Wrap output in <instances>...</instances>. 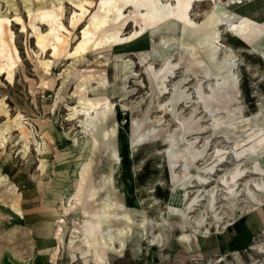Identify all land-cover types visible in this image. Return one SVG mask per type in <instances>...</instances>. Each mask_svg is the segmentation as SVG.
<instances>
[{
	"label": "rangeland",
	"instance_id": "rangeland-1",
	"mask_svg": "<svg viewBox=\"0 0 264 264\" xmlns=\"http://www.w3.org/2000/svg\"><path fill=\"white\" fill-rule=\"evenodd\" d=\"M100 2L101 0H0V17H8L5 24L13 32L10 35L5 28L3 34L7 54L13 62V77H9L6 69H0V175L11 182L13 188V192H9L4 185H0V264H54L53 254L56 256L55 264H82L81 259L73 261V248L69 244L71 237L78 234L77 231L73 232L74 227L79 231L81 229L83 213L77 208L72 213L65 214L63 206L68 191L72 188L73 172L80 158L78 139H86L80 118L70 120L69 113L84 97H90L94 101L106 97L113 110L107 123L98 121L94 126L99 140L91 155L96 182L108 173L112 163L110 150L102 142L101 130L116 121L118 152L123 159L117 180L122 183L121 190L129 214L138 223L146 219L145 228L138 223L131 224L133 234L128 235L125 251L110 253V264H242L234 255V250L212 256L202 255L196 248L198 232L194 230L188 231V241L178 239L174 246L167 243L170 237L168 238L167 228L162 226V216L168 215L169 204L178 207L184 205L186 197L183 193L188 184L177 189L174 187L165 132L149 131L141 141L128 144L133 119L140 120L146 114L147 121L142 127V131H145L154 125L174 127L178 113L186 116L190 114L189 104L192 100L187 102L179 97L172 102L170 99L174 97L173 88L178 83L183 84L181 88H186L193 100L197 99L193 76L185 77L184 69L177 68L176 76L168 80L166 92L160 94L156 86L150 83L146 63L139 57V51L149 50V58L156 66L162 65L168 56L176 61L182 37L187 34L185 35L180 24L164 22L155 28H147L130 40L115 43L110 58H105L104 52L92 58L90 47L87 51L89 62L75 61L67 52L73 51L82 39L84 27L99 12ZM78 3H83L84 10ZM213 6L212 0L195 1L193 16L201 23ZM44 9H55L65 26L60 28L67 39V48L62 54L53 53L52 42L55 39H52L51 34L47 36L49 44L45 49L37 42L39 30L44 33L50 30V22L37 17ZM227 9L256 20H264V0L235 1L228 4ZM130 11L131 7H127L125 13ZM135 27L136 23L129 20L124 25V32H133ZM218 28L216 41L222 47L220 55H225L224 48L230 46L237 62L238 102L242 105L241 121L238 123H262L264 37H260L254 44H248L225 25H219ZM194 38L193 34L191 40ZM120 54L131 58L132 68L135 69L127 77L124 91L121 84L125 81V75L116 64L120 62L117 59ZM45 60L50 62L47 70L43 65ZM98 60H103L99 66ZM1 62L5 63L6 60L2 58ZM90 65L95 69L94 72H106V89H100L96 80H92L95 82L89 85L88 91H80L79 82L73 73L78 67L84 70ZM211 66L215 71L216 64L211 63ZM223 74H227V71L224 70ZM227 78L231 81L230 77ZM122 92L125 94H121ZM231 103L233 106V102ZM200 110L201 108L196 111L199 115ZM18 119L31 131L27 139L29 149L25 148V140L16 125ZM2 133H6L5 145L1 141ZM240 134L244 135L242 128L234 132V135ZM47 145L49 149L46 159L50 169L39 187L37 175L42 172L40 159L42 152L47 150ZM260 160L264 165V157ZM187 189L189 194L193 192V188ZM245 212L239 210L237 216ZM59 224H62L61 245L57 237ZM222 227L213 226L210 232L221 230ZM136 230L139 232L138 236L134 232ZM256 241L263 246L259 252L250 248ZM252 243L238 251L245 261L264 264V229L255 235Z\"/></svg>",
	"mask_w": 264,
	"mask_h": 264
},
{
	"label": "bare ground",
	"instance_id": "bare-ground-1",
	"mask_svg": "<svg viewBox=\"0 0 264 264\" xmlns=\"http://www.w3.org/2000/svg\"><path fill=\"white\" fill-rule=\"evenodd\" d=\"M195 1L199 0H101L99 12L92 16L89 24L83 29L82 39L73 51L67 52L75 61L82 60L85 63L90 61L87 57L90 47L92 58H96L102 52L105 53V58H110L115 43L130 40L147 28H155L169 21L180 24L185 35L187 34L188 37L184 35L182 37L176 61L168 56L162 65L156 66L150 60L151 57L149 58V50L139 51V57L146 63L150 83L156 86L160 94L166 92L168 80L176 76L177 68L184 69L185 77L193 76L197 99L193 100L190 92L186 88H181L183 84L179 83L174 86V97L170 99L172 102L179 97L186 99L187 102L192 100L189 104L190 114L186 116L178 113L174 127L154 125L142 131L143 124L147 121L144 114L140 120L133 119L128 137V144H134L135 141H141L149 131L165 132L166 151L174 187L177 189L188 184L187 187L193 188L191 189L193 192L189 194V189L185 186L184 205L178 207L169 204L168 215L162 216V226L167 228L168 238L170 237L167 243L171 246L176 245L178 239L190 240L189 230L209 233L213 226H225L236 220L237 211L249 212L264 205V165L260 160L264 157V122L238 123L241 121L239 118L242 114V105L238 102L239 80L234 50L226 46L223 50L225 55H220L222 47L216 41L218 26L225 25L246 43L254 44L260 37H264V20H256L227 9L228 4L241 0H212L214 2L212 10L205 21L200 23L192 13ZM78 5L84 10L83 3ZM127 7H131L128 14L125 13ZM37 17L50 22V30L47 33L40 30L37 33L40 47L46 48L49 44L47 36L51 34L52 39H55L52 42L53 53L62 54L67 48V39L60 32V28L65 26L60 21L59 13L55 9H44ZM16 19L20 20V17L16 16ZM6 20L8 17H0V69H6L12 78L13 62L10 61L11 56L7 54L3 34L5 28L9 30L10 35H13V32L10 26L5 24ZM129 20H133L136 27L133 32L125 33L124 25ZM193 34L195 38L191 40ZM262 53L264 56V51ZM2 58L6 60L5 63L1 62ZM117 59L120 62L116 64L125 75V81L121 84L124 91L126 79L135 69L132 68L131 58H125L120 54L117 55ZM102 62L103 60H98V66ZM211 63L216 64L215 71ZM43 65L47 70L50 62L45 60ZM91 66H86L84 70L78 67L73 73L79 82L80 91H88L89 85L95 82L92 80H96L100 89H106L108 84L106 72H94L95 69ZM224 70L227 74H223ZM227 77H230L231 81H228ZM199 108L200 115L196 113ZM112 111L111 103L106 97L98 101L84 97L69 113L70 120L80 118L83 131L86 133L84 141L78 139L80 158L73 172L72 188L68 191L63 206L65 214H70L77 208L83 213L81 229L79 231L74 227L75 230L72 231H77L78 234L71 237L69 244L73 248L71 251L73 261L81 259L82 264H110V253L125 251L128 235L133 234L130 230L131 224L138 223L128 212V205L121 190L122 183L117 180L123 159L118 152L116 121L107 124L101 130L102 142L106 149L110 150L109 155L112 159L109 171L97 182L93 176L91 155L99 141L94 126L98 121L107 123ZM261 113H264V109ZM16 125L19 126L25 140V148L29 149L27 139L31 131L24 127L20 119ZM239 128H242L244 135H234ZM5 134H1L4 145L7 141ZM48 149L47 145V150L42 152L40 159L42 172L37 175L39 187L44 176L49 174L50 166L46 159ZM0 185L13 192L11 182L1 175ZM194 186L197 187L194 189ZM17 210L21 213L20 209ZM145 221V218L142 219L138 225L145 228ZM134 232L136 236L139 235L138 230ZM57 235L61 245L62 224H59ZM262 247V243L256 241L250 248L259 252ZM233 253L242 264H253L251 261H245L240 251L234 250ZM52 257L55 264L56 256L53 254Z\"/></svg>",
	"mask_w": 264,
	"mask_h": 264
},
{
	"label": "crops",
	"instance_id": "crops-1",
	"mask_svg": "<svg viewBox=\"0 0 264 264\" xmlns=\"http://www.w3.org/2000/svg\"><path fill=\"white\" fill-rule=\"evenodd\" d=\"M262 229H264L263 204L238 215L236 220L223 226L221 230H215L209 234L198 233L196 248L204 256L243 250L252 243L255 235Z\"/></svg>",
	"mask_w": 264,
	"mask_h": 264
}]
</instances>
